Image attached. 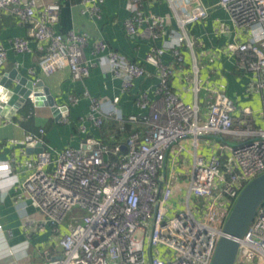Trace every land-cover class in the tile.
Returning a JSON list of instances; mask_svg holds the SVG:
<instances>
[{
    "label": "built area",
    "instance_id": "built-area-1",
    "mask_svg": "<svg viewBox=\"0 0 264 264\" xmlns=\"http://www.w3.org/2000/svg\"><path fill=\"white\" fill-rule=\"evenodd\" d=\"M105 1L81 0L82 10L100 18ZM167 2L180 29L175 31L172 53L182 61L180 48L186 45L193 51L197 43L189 37L187 26L209 17L211 9L200 0ZM147 3L128 1L126 31L129 36L157 40L171 19L169 15L152 13ZM217 5L228 10L237 27L248 31L247 41L230 42L226 49L238 55L241 68L256 74V88L264 92V0H219ZM60 9L58 3L38 8V0H0V15L8 11L29 28L30 38L11 39L16 53L30 52L33 40L40 51L39 66L45 75L68 68L74 80L83 82L91 72L86 58L89 35L75 30L59 32L56 25ZM217 30L224 32L226 28L219 26ZM93 49L109 57L114 75L123 73L125 91L131 89L136 79L150 75L142 64L121 62L120 53L111 49L105 39L96 40ZM165 51L164 46L154 45L144 59L160 70L159 99L151 102L146 93L138 99L141 108H150L143 118L147 125L145 133L135 132L114 148L101 139L86 138L77 148L56 150L55 158L54 152L46 148L28 162L31 172L16 191L52 226L62 252L48 264H211L233 199L264 173V127L255 129L252 110L244 108L237 119L236 104L222 89L211 92L205 111L198 99L185 102L169 85L174 68L162 63ZM7 61L8 51L0 44V69ZM83 95L90 100V112L79 125L82 132H88L87 121L102 129L110 116L124 120L122 114L114 115L115 107L107 110L103 101L87 90ZM79 101V96H70L71 105ZM128 119L139 120L134 115ZM203 136H232L240 143L230 148L226 160L218 154L208 159L195 155L185 203L178 208L176 175L173 171L166 173L168 155L182 140L191 138L196 145ZM27 140L34 146L40 143L33 133H28ZM10 170L9 164H0V171ZM193 196L212 199L204 218L194 214ZM74 208L84 211L83 223L70 225L62 232ZM215 211H223L224 218L213 224L206 215ZM139 231L143 234L136 237ZM248 256L256 257V264H264V203L240 241L236 264Z\"/></svg>",
    "mask_w": 264,
    "mask_h": 264
},
{
    "label": "crops",
    "instance_id": "crops-1",
    "mask_svg": "<svg viewBox=\"0 0 264 264\" xmlns=\"http://www.w3.org/2000/svg\"><path fill=\"white\" fill-rule=\"evenodd\" d=\"M128 1L106 0L102 16L97 18L83 12L81 0H38V8L50 3H58L61 6L60 19L56 25L59 32L75 30L89 35L90 44L86 48V58L91 65V72L83 82L74 80L68 68L45 75L39 66L40 51L33 40L30 52L16 53L12 49L11 39L30 38L29 28L8 11L0 15V44L8 51V61L2 70L17 69L34 81L42 80L56 98L57 104L68 106L69 109L67 116L58 119L50 107H36L29 101L32 103L33 116L24 122L26 126L19 121L22 118L20 111L13 119L0 115V164H9L11 168L10 172L0 171V264H48L62 252L52 226L29 200L24 196L19 198L16 191L18 185L31 172L28 162L38 154L34 151L36 146H29L28 133L38 135V140L54 152V158L56 150L77 148L86 138L100 139L103 128L98 129L89 121L86 122L87 133L79 128L82 118L90 112V100L83 95L85 90L100 98L107 110L115 107V116L119 113L124 118L134 115L138 117L139 122L143 121L150 113V108H141L138 105L140 95L146 93L151 102L159 99V67L144 60L152 46L166 48L161 61L164 65L174 68L169 85L185 102L193 103L198 99L205 111L211 92L214 89H222L234 100L237 119L244 108H250L255 119V129L264 127V92L256 88L257 76L253 71L241 68L238 55L226 49L228 43L245 42L250 36L245 29L236 26L226 8L217 5L219 0H200L211 9V13L209 17L190 24V30L187 28L189 37L197 43L193 51L186 45L180 48L182 61L172 53V45L177 38L175 31L180 29L167 0H147L149 11L169 15L171 19L166 31L157 40L127 34L125 22L130 16ZM219 26L226 30L218 31ZM98 39H105L111 49L119 52L121 62L130 60L142 64L150 75L136 79L130 90H123V73L120 76L114 75L111 71L113 63L109 57L94 52L93 45ZM72 95L80 97L76 105L70 103ZM110 117L106 120L114 119ZM16 118L18 120H15ZM108 133L113 138L114 134ZM197 143L195 145L192 139L182 140L168 155L166 173L168 175L170 170L175 173V199L179 194L183 202L190 177L188 182L177 181L181 163L187 168V173L190 171L191 176L196 154L207 159L218 154L226 160L230 155V148L240 141L232 136H203ZM180 146L183 147L181 151ZM64 230L66 228L63 226L62 232Z\"/></svg>",
    "mask_w": 264,
    "mask_h": 264
},
{
    "label": "water",
    "instance_id": "water-1",
    "mask_svg": "<svg viewBox=\"0 0 264 264\" xmlns=\"http://www.w3.org/2000/svg\"><path fill=\"white\" fill-rule=\"evenodd\" d=\"M29 101L36 107L48 106L56 118L68 115V106L57 104L56 98L42 80L34 81L17 69H0V115L13 119ZM33 143H29L33 147ZM36 144L35 152L46 149ZM126 150V146H124ZM264 203V173L250 181L239 193L224 222L211 264H236L240 241L254 221L259 207Z\"/></svg>",
    "mask_w": 264,
    "mask_h": 264
},
{
    "label": "rangeland",
    "instance_id": "rangeland-1",
    "mask_svg": "<svg viewBox=\"0 0 264 264\" xmlns=\"http://www.w3.org/2000/svg\"><path fill=\"white\" fill-rule=\"evenodd\" d=\"M190 26L191 25H188L187 28L190 30ZM247 34H248V31L246 30ZM191 139V138H189ZM179 169H181V171L179 170V174H178V178H177V181L179 182H188L189 180V173L190 171L187 173V168H185V166L181 163V165L179 166ZM170 169L168 168V171ZM171 171V170H170ZM169 171V172H170ZM217 195V194H216ZM181 196L178 194L177 195V199L175 200V203H179L178 204V208H182L184 206V203H185V199H184V202L182 201V199L180 200ZM237 198V197H236ZM226 198L223 197L222 198V201H224ZM212 200V199H211ZM211 200L209 201V199H206V198H202V197H196V196H193L192 199H191V206H192V209H193V212L194 214L198 217V218H204V212L206 209L209 208L210 206V203H211ZM236 201V199H235ZM223 211H219V213H217V211H215L214 213L212 214H207L206 215V218L208 219L209 217V220L213 223V224H216L217 222H219L220 220H222L224 217L223 215ZM84 215V211L78 209V208H74L67 220L65 221L64 223V227L67 228L69 227L70 225L72 226H75L79 223H83V219H82V216ZM209 215V216H208ZM229 215V214H228ZM227 219V218H226ZM224 226V223L222 224ZM142 232L139 231L137 234H136V237H141L142 236ZM257 263V259L256 257L252 256H248L244 259V261H242L241 263H237V264H256Z\"/></svg>",
    "mask_w": 264,
    "mask_h": 264
},
{
    "label": "trees",
    "instance_id": "trees-1",
    "mask_svg": "<svg viewBox=\"0 0 264 264\" xmlns=\"http://www.w3.org/2000/svg\"><path fill=\"white\" fill-rule=\"evenodd\" d=\"M31 109L32 103L28 102L20 110V116H22V118L19 121L21 123L23 122L24 126H26L24 122L30 120L33 116V111ZM15 120H18V118H16ZM102 128L103 134L100 138L101 141L104 144H107L109 147L114 148L117 144H122L126 138H128L135 132H139L141 134L145 133V131L147 130V125L144 121L139 122L138 120L137 122H133L129 120L128 117H125L123 121H118L115 119L106 120ZM107 131L114 134L113 138L111 137V135H109ZM110 156L112 158H115V156L112 154ZM234 200L235 199H233V201Z\"/></svg>",
    "mask_w": 264,
    "mask_h": 264
}]
</instances>
